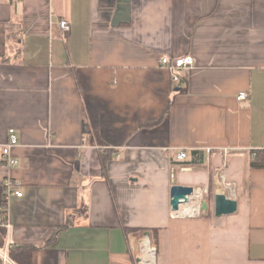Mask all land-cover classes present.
<instances>
[{"label": "crops", "instance_id": "1", "mask_svg": "<svg viewBox=\"0 0 264 264\" xmlns=\"http://www.w3.org/2000/svg\"><path fill=\"white\" fill-rule=\"evenodd\" d=\"M183 56L172 83L160 60ZM9 130L0 264H135L144 235L155 264H264V0H0V161ZM172 185L208 210L171 211Z\"/></svg>", "mask_w": 264, "mask_h": 264}, {"label": "built area", "instance_id": "2", "mask_svg": "<svg viewBox=\"0 0 264 264\" xmlns=\"http://www.w3.org/2000/svg\"><path fill=\"white\" fill-rule=\"evenodd\" d=\"M59 27L61 31L64 33H67L69 31L68 22L64 20H61L59 22ZM194 64H195V60L191 56H183L177 59H173L172 61H170L169 58L167 57H163L160 60V66L167 69L168 72L170 73V78H171L172 83L179 82V77L176 75V72L178 70H182L186 68L190 69L194 66ZM236 99L239 102H244L247 99V94L244 92H241L238 94ZM17 142L18 140L14 133V130H9L7 143L2 148V158L0 161V169H4V168L10 169L16 166L17 161L11 156V149L17 145ZM224 154L227 155L229 154V152L225 151ZM253 156H254V153H253ZM185 157H186V153L184 151L179 152V154L177 155L178 160H183ZM172 174H173V170H172ZM13 185H15V182H12L9 179L4 181L3 187L6 190L7 195L4 198V200L0 203V227H5L7 229H10L11 226L7 219L8 208H7L6 200L9 198V196L21 197V194L18 192H9L10 187ZM218 185L221 188H223L224 191L227 193V198H230V199L235 198L234 187L230 183L226 182L224 175H221L219 177ZM203 200H204V197H203V192H202L200 193L199 198H197L195 201V205L197 206V211L195 212V214H192V215L199 216L203 212L201 210V205H200ZM190 201H191V197H190ZM183 205H186V204H183ZM177 212L175 213L177 214ZM130 243H132L131 251L134 256L135 264H155L156 248L153 245L149 235H144L139 241H134L133 239H130ZM147 244H148L147 253L151 254L150 260H149V257L145 253V248ZM1 257L3 260V264H14L6 256L5 253L1 254Z\"/></svg>", "mask_w": 264, "mask_h": 264}, {"label": "water", "instance_id": "3", "mask_svg": "<svg viewBox=\"0 0 264 264\" xmlns=\"http://www.w3.org/2000/svg\"><path fill=\"white\" fill-rule=\"evenodd\" d=\"M195 193L192 187H183L172 185L170 188V208L171 211L177 212L183 204H187ZM214 214L217 218L229 216L237 211V202L234 199L227 198L223 193L215 194L213 198ZM201 210L206 212L208 204L205 200L201 202Z\"/></svg>", "mask_w": 264, "mask_h": 264}, {"label": "trees", "instance_id": "4", "mask_svg": "<svg viewBox=\"0 0 264 264\" xmlns=\"http://www.w3.org/2000/svg\"><path fill=\"white\" fill-rule=\"evenodd\" d=\"M86 130L84 129V132ZM251 166L252 167H257V168H264V151H258V152H254V156H253V160H252V163H251ZM86 212V209L83 207L79 210V213H81L82 215H84ZM80 214V215H81ZM73 220L68 217L67 221H66V225L65 227H69L71 226L73 223ZM36 248H14V253H15V256L14 258H12V262L13 263H18V264H27L30 262V254L35 251ZM18 256H22L24 262H20L18 260Z\"/></svg>", "mask_w": 264, "mask_h": 264}, {"label": "bare ground", "instance_id": "5", "mask_svg": "<svg viewBox=\"0 0 264 264\" xmlns=\"http://www.w3.org/2000/svg\"><path fill=\"white\" fill-rule=\"evenodd\" d=\"M199 198V195H193L191 197V201L186 204V205H182L179 209V212L178 213H185V214H194L196 211H197V206L195 205V201L196 199ZM184 207V208H183ZM148 251V244L146 245V248H145V253L146 255L149 257V260L151 259V254L150 253H147Z\"/></svg>", "mask_w": 264, "mask_h": 264}, {"label": "rangeland", "instance_id": "6", "mask_svg": "<svg viewBox=\"0 0 264 264\" xmlns=\"http://www.w3.org/2000/svg\"><path fill=\"white\" fill-rule=\"evenodd\" d=\"M206 199V198H205Z\"/></svg>", "mask_w": 264, "mask_h": 264}]
</instances>
